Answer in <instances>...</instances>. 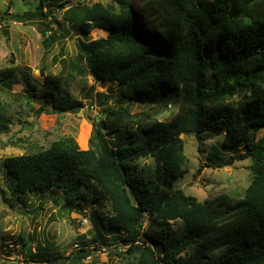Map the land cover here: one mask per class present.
Segmentation results:
<instances>
[{"label":"trees","instance_id":"obj_1","mask_svg":"<svg viewBox=\"0 0 264 264\" xmlns=\"http://www.w3.org/2000/svg\"><path fill=\"white\" fill-rule=\"evenodd\" d=\"M110 1L79 0L65 10V20L83 36L97 26L109 30L105 37L81 39L71 66L80 75L118 83L122 96L150 106L172 103L178 110L169 120H134L131 135L113 145L107 133L121 135L132 116L129 107L111 109L96 120L88 149L68 135L40 151L6 157L4 177L15 200L59 189L64 210L94 206L91 241L65 258L55 250L68 264H81L103 245L126 264H264V137L256 140L264 127V0H147L144 9H157V2L170 6L169 16L156 23L159 34L150 39L130 0ZM43 3L37 8L46 17L52 11L43 12ZM14 15L21 20L33 12ZM44 34L51 46L56 38ZM12 72L0 68V136L12 123L13 107L1 89ZM25 78L35 91L38 86ZM41 95L56 111L84 107L50 73ZM206 131L224 135L212 145L209 166L251 159L252 180L242 197L223 193L202 202L174 188L187 164L181 135L201 137ZM228 150L234 154L227 158ZM149 157L155 164L146 171L138 161ZM174 221L181 222L179 229ZM25 247L29 256L48 249Z\"/></svg>","mask_w":264,"mask_h":264},{"label":"rangeland","instance_id":"obj_2","mask_svg":"<svg viewBox=\"0 0 264 264\" xmlns=\"http://www.w3.org/2000/svg\"><path fill=\"white\" fill-rule=\"evenodd\" d=\"M78 1L58 0L59 4H65L59 7L52 0H44L41 10L47 13L52 11L45 17L39 15L37 7L40 0H0V68L13 69V74L1 85L5 99L11 102L13 109L10 130L0 136V264H68L69 260L63 258L79 249L82 243L91 241L94 229L91 220L97 224L91 203L84 204L83 210H64V198L59 189L47 194L27 193L22 197L25 203L16 201L17 196L10 191L4 177L3 160L6 157L40 151L49 147L53 140L68 135L77 141L81 149H88L92 147L91 139L96 134V120L106 118L111 109L129 107L132 116L121 135L107 133L113 145L131 135L129 126L134 125V120L144 118L148 123L155 118L169 120L178 110L172 103L150 106L122 96L118 83L104 81L91 74L80 75L71 66L72 62H77L81 39L89 41L105 37L109 32L97 26L83 36L65 20V10ZM146 1L130 0L129 6L143 34L150 39L159 34L156 23L169 16L170 6L157 2V9H144L143 3ZM50 3L56 6H50ZM28 10L33 12L31 17L18 20L14 15ZM45 32L50 36L49 40L56 38L51 46L45 41ZM156 47L162 50L164 45L157 43ZM48 73L59 77L66 92L79 99L84 107L74 112L53 109L52 102L41 95ZM27 76L38 86L37 94L36 90L30 89L25 78ZM146 113H150L151 117H146ZM104 130H107L106 125ZM181 137L185 143L187 164L184 166L185 172L176 178L174 188H181L202 202L223 193L233 199L242 197L252 180L250 158L236 160L220 168L211 167L208 162L213 153L212 145L223 142L224 135L206 131L201 137L192 132L183 133ZM262 137L264 127L256 132V140ZM243 150L242 147L240 152ZM228 152L227 158L234 154ZM138 162L146 171H151L155 164L153 157L141 158ZM180 225V221L173 222L175 229H179ZM104 233L109 234L108 231ZM25 244H31L33 251L39 245L48 249L38 256H29ZM57 248L61 249L62 259L58 257L60 253L55 252ZM111 248L103 245L101 250L80 260V263L126 264L114 252H109Z\"/></svg>","mask_w":264,"mask_h":264},{"label":"water","instance_id":"obj_3","mask_svg":"<svg viewBox=\"0 0 264 264\" xmlns=\"http://www.w3.org/2000/svg\"><path fill=\"white\" fill-rule=\"evenodd\" d=\"M102 126H103V128H104V123L102 122Z\"/></svg>","mask_w":264,"mask_h":264},{"label":"built area","instance_id":"obj_4","mask_svg":"<svg viewBox=\"0 0 264 264\" xmlns=\"http://www.w3.org/2000/svg\"><path fill=\"white\" fill-rule=\"evenodd\" d=\"M78 244H76V246H77Z\"/></svg>","mask_w":264,"mask_h":264}]
</instances>
